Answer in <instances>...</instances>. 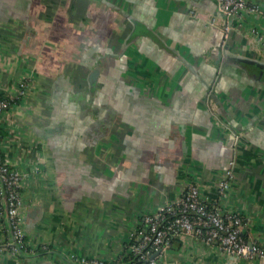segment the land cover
Listing matches in <instances>:
<instances>
[{"label":"crops","instance_id":"0c3cea01","mask_svg":"<svg viewBox=\"0 0 264 264\" xmlns=\"http://www.w3.org/2000/svg\"><path fill=\"white\" fill-rule=\"evenodd\" d=\"M216 9L213 0H0V93L16 102L0 118L1 149L27 174L31 245L20 257L8 251L0 197V264H122L131 232L189 183L204 202L237 211L245 239L264 248V15L233 21L224 43ZM181 240L157 256L162 264H264Z\"/></svg>","mask_w":264,"mask_h":264},{"label":"built area","instance_id":"2783aa9c","mask_svg":"<svg viewBox=\"0 0 264 264\" xmlns=\"http://www.w3.org/2000/svg\"><path fill=\"white\" fill-rule=\"evenodd\" d=\"M219 10L225 15L223 26L226 35L234 28L233 21L242 20L246 14L264 15V2L251 0H216ZM255 31V30H254ZM26 81L19 85L18 94L24 95ZM14 97L0 98V118L9 109ZM0 139V197L7 203V216L11 240L8 251L16 256L31 252L22 216V182L27 174L10 164L1 149ZM217 185L221 197L227 196L233 177L232 170ZM245 221L234 210H224L219 204L210 205L200 196L197 184L187 185L182 195L166 204L159 211L144 217L140 225L131 232L126 254L128 264H162L155 254H165L178 239L195 238L207 246H217L223 255L246 261L264 262V248L257 242H248L244 237ZM158 255V256H159ZM84 263H89L86 259ZM91 263H99L90 261Z\"/></svg>","mask_w":264,"mask_h":264},{"label":"water","instance_id":"95a60500","mask_svg":"<svg viewBox=\"0 0 264 264\" xmlns=\"http://www.w3.org/2000/svg\"><path fill=\"white\" fill-rule=\"evenodd\" d=\"M214 2H215V4H216V7H217V13H218V15L221 17V19L224 21V25H225V23H226V17H225V15L219 10V7H218V3H217V1L216 0H213ZM245 17V16H244ZM223 25V26H224ZM232 31V30H231ZM223 32H224V43H227V41L229 40V38H230V33L231 32H229V35L227 36L226 35V31H225V29H224V27H223ZM22 216H23V220H24V224H25V222H26V213L24 212H22ZM189 239H191V238H189ZM187 240L188 239H183V240H181V241H186V243H187ZM159 255V253H157V254H155L154 255V257H156V256H158ZM235 259H237V258H235ZM162 263H163V261H161ZM122 264H124V263H122Z\"/></svg>","mask_w":264,"mask_h":264},{"label":"trees","instance_id":"16d2710c","mask_svg":"<svg viewBox=\"0 0 264 264\" xmlns=\"http://www.w3.org/2000/svg\"><path fill=\"white\" fill-rule=\"evenodd\" d=\"M0 98H8V97H7L5 94L0 93ZM18 101H19V100H17V102H18ZM14 103H16V102H15V101H11V103H10V107H11V105L14 104ZM10 107H9V108H10ZM2 137H4V136H3V133L0 132V139H2ZM123 263H124V264H128V258L125 257Z\"/></svg>","mask_w":264,"mask_h":264},{"label":"flooded vegetation","instance_id":"af4514ba","mask_svg":"<svg viewBox=\"0 0 264 264\" xmlns=\"http://www.w3.org/2000/svg\"><path fill=\"white\" fill-rule=\"evenodd\" d=\"M220 182V181H219ZM218 182V183H219ZM190 184V183H189ZM218 185V184H217ZM186 187H187V185H186ZM186 187L184 188V190L182 191V193L185 191V189H186ZM246 261V260H245ZM248 262H253V261H248Z\"/></svg>","mask_w":264,"mask_h":264}]
</instances>
